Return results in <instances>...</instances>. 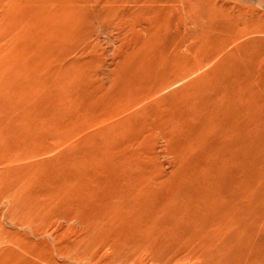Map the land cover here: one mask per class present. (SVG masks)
Masks as SVG:
<instances>
[{
    "label": "rangeland",
    "instance_id": "374dc122",
    "mask_svg": "<svg viewBox=\"0 0 264 264\" xmlns=\"http://www.w3.org/2000/svg\"><path fill=\"white\" fill-rule=\"evenodd\" d=\"M88 1L0 0V167L25 211L95 225L101 264H264V0H116L115 28Z\"/></svg>",
    "mask_w": 264,
    "mask_h": 264
},
{
    "label": "bare ground",
    "instance_id": "6f19581e",
    "mask_svg": "<svg viewBox=\"0 0 264 264\" xmlns=\"http://www.w3.org/2000/svg\"><path fill=\"white\" fill-rule=\"evenodd\" d=\"M99 2L100 1L98 0V3ZM83 7L82 6L80 7V11L82 10L81 8H83ZM118 7H121V5L118 4V1L116 2V0H106L103 3V5H102V7H100L98 13L95 14V16H94L96 22L99 25V27L100 26L103 27V25L107 24V26H109V27L112 26L113 28H115L117 25H119V22H121L122 18H124V16L126 17V15L122 16V14L119 13ZM70 8H72V6ZM75 8H78V11H79V6L76 5ZM240 8H241V6H240ZM239 9H237V10L239 11ZM1 11H2V9H1ZM78 11H76V12H78ZM137 13H139V12H136V10H134L133 12H130L129 14L138 15ZM242 13H243V11H242ZM128 19H130V18H128ZM146 20H148V19H146ZM67 21H69V20H67ZM109 24H111V26ZM259 24H261V23H259ZM136 31H137V29H136ZM134 34H137V33H134ZM228 37H229V35H228ZM131 42H133V41H131ZM88 43L91 45L92 42L91 43L88 42ZM86 44H84V45H86ZM227 45H228V43H227ZM4 51H6V50H4ZM137 52H140V51L138 50ZM79 53H81V52H79ZM208 61H209V58H207L204 61L203 60L199 61L197 59V60H195V63H193L190 66L184 65L185 66L184 67V66H179V65L175 66L174 65L175 67L173 66V69L169 68V70H171V71L167 74L166 77H163L164 80L162 78V83L157 86L155 91L154 92L153 91L152 92L149 91L150 93L145 95L142 99L147 98V96L148 97L149 96H153L154 97L155 95H157L158 93L168 89L172 85L179 83L180 81L184 80L187 76H189L191 73H193L195 70H198L199 68L204 66ZM48 78H49V76H48ZM48 81H50V79ZM141 90H142V88H141ZM156 97L158 98L159 95L156 96ZM197 97H199V96L198 95L193 96L192 100L193 101L198 100ZM142 99H140V100H142ZM135 102H137V101H135ZM143 126H145V125H143ZM191 133H192V131H191ZM164 136H166L167 138L170 137L168 135H164ZM243 143L241 144V146L243 145ZM157 144H160V143H157ZM9 151H10V149H9ZM244 151H246V149ZM10 167L11 166L0 167V264H101L99 261H96V258H97L96 256L99 253L97 251V249H95V245L96 244H95L94 241L91 242L93 240V238H94L95 232H97L96 226L95 225L86 224L85 221H82L81 219H79L80 218L79 216L77 218L75 216H69V215H65V214L60 215V214L53 213L54 211L53 212H48V210H46V209L43 210V211H42V209L37 210V211H35V210H29V211L27 210V211H25V208L23 207V203H22V196L24 194L25 189H27L28 184H27L26 180H24L22 178V176H20L18 174L16 168H13V167L10 168ZM136 169H138V168H136ZM232 171H234V170H232ZM62 177H63V175H62ZM31 186H32V184H31ZM220 198H222V197H220ZM219 202H218V204H219ZM153 210H156V209H153ZM241 212H243V211H241ZM95 213H97V212H95ZM161 215H163V214H161ZM237 215H239V214H237ZM62 231L72 233L73 236H74L73 240L72 241L67 240V239L65 240V238H64L65 237L64 236L65 232L63 234H61ZM194 238H195V236H194ZM108 246H110V245H108Z\"/></svg>",
    "mask_w": 264,
    "mask_h": 264
}]
</instances>
